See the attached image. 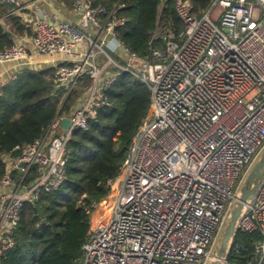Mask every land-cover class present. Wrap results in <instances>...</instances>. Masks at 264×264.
I'll use <instances>...</instances> for the list:
<instances>
[{"label": "built area", "instance_id": "1", "mask_svg": "<svg viewBox=\"0 0 264 264\" xmlns=\"http://www.w3.org/2000/svg\"><path fill=\"white\" fill-rule=\"evenodd\" d=\"M3 1L24 12L32 34L29 46L1 49L0 63L61 55L52 80L63 98L83 77L91 87L81 106L58 111L42 136L2 157L0 261L14 246L23 205L64 183L72 132L87 130L110 105L106 92L123 72L147 86L150 108L107 182V219L90 223L72 264H203L237 183L264 144V0H210L200 15L189 0H172L183 29H157L150 43L160 38L163 48L151 58L116 38L124 17L91 0H70L75 20L48 16L39 5L45 0ZM239 232L259 235L246 264H264V180Z\"/></svg>", "mask_w": 264, "mask_h": 264}, {"label": "trees", "instance_id": "2", "mask_svg": "<svg viewBox=\"0 0 264 264\" xmlns=\"http://www.w3.org/2000/svg\"><path fill=\"white\" fill-rule=\"evenodd\" d=\"M61 1L70 7V0ZM189 1L193 13L200 15L210 0ZM91 2L125 18V25L116 30L115 36L140 57L151 58L152 50L163 48L160 38L150 43L157 29H169L175 35L183 29L172 0ZM9 20V36L0 24V50L13 45L15 35L32 34L24 22V12ZM53 71L25 68L0 87V179L5 172V154H19L13 151L15 146L32 143L43 135L58 111L69 114L88 96L91 81L83 77L77 90L63 98V90L52 80ZM106 97L110 105L97 110L87 130L72 132L64 183L34 203L23 205L13 233L14 246L0 264H72L80 258L90 231L86 209L109 196L107 182L118 174L151 103L147 86L123 72L117 74ZM258 239L256 233L238 232L228 261L246 264Z\"/></svg>", "mask_w": 264, "mask_h": 264}, {"label": "water", "instance_id": "3", "mask_svg": "<svg viewBox=\"0 0 264 264\" xmlns=\"http://www.w3.org/2000/svg\"><path fill=\"white\" fill-rule=\"evenodd\" d=\"M4 33L8 36L10 35L8 31H4ZM60 127L68 129L70 121L63 119ZM263 180L264 144L251 160L237 183L233 198L227 205L223 219L209 248L208 257L203 264H224L228 260L239 232V223L247 212L248 206L253 201Z\"/></svg>", "mask_w": 264, "mask_h": 264}, {"label": "crops", "instance_id": "4", "mask_svg": "<svg viewBox=\"0 0 264 264\" xmlns=\"http://www.w3.org/2000/svg\"><path fill=\"white\" fill-rule=\"evenodd\" d=\"M19 1L22 4H26L34 0H19ZM39 5L47 12L48 16L50 17L59 18V19L67 18L70 20H75V17L71 13L70 8H68L61 0H45L44 3H39ZM3 10H8V11L7 13H3L2 12ZM17 14H19V12L15 11V7L6 4L3 0H0V24L5 29V31L9 32V27L11 24L9 17ZM30 36L26 34L15 35L14 43H19L25 46H29ZM61 59H62L61 55L53 58L34 56L29 62L13 61V62L0 63V87L25 68H33L38 70L53 68L56 64L60 62Z\"/></svg>", "mask_w": 264, "mask_h": 264}, {"label": "rangeland", "instance_id": "5", "mask_svg": "<svg viewBox=\"0 0 264 264\" xmlns=\"http://www.w3.org/2000/svg\"><path fill=\"white\" fill-rule=\"evenodd\" d=\"M111 206V200H103L91 214L90 223H95L97 221H106L107 213Z\"/></svg>", "mask_w": 264, "mask_h": 264}]
</instances>
